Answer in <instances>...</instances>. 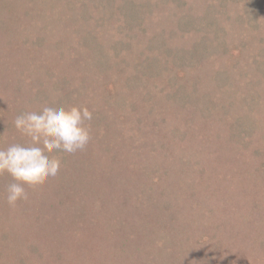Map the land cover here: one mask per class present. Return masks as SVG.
<instances>
[{
  "label": "rangeland",
  "instance_id": "rangeland-1",
  "mask_svg": "<svg viewBox=\"0 0 264 264\" xmlns=\"http://www.w3.org/2000/svg\"><path fill=\"white\" fill-rule=\"evenodd\" d=\"M146 1L149 12L133 23L117 13L123 0H0V23L14 32L0 39V147L27 144L13 121L42 107L10 93L6 84L21 77L6 75L10 62L31 68L36 89L43 77L44 89L70 83L80 90L74 104L101 114L88 122L86 149L60 153L58 175L25 186L28 199L14 208L5 199L12 179L0 176V264H264V34L252 27L264 24V0L249 25L238 23L246 0H195L213 1L221 33L212 31L193 66L166 62L162 76L139 73L137 83L139 49L173 29L170 8ZM112 11L121 21L98 27L95 13ZM36 29L50 33L46 44L26 51L31 39L20 34ZM199 39L193 31L167 40L190 49ZM122 41L126 51L115 50ZM41 59L45 75L32 71ZM169 90L189 94L186 105Z\"/></svg>",
  "mask_w": 264,
  "mask_h": 264
},
{
  "label": "trees",
  "instance_id": "trees-1",
  "mask_svg": "<svg viewBox=\"0 0 264 264\" xmlns=\"http://www.w3.org/2000/svg\"><path fill=\"white\" fill-rule=\"evenodd\" d=\"M240 1L241 0H222L223 3H235V4L237 2L240 3ZM212 2L213 1L207 3L206 1L207 7L203 5H200L199 7H197L195 0H157L156 4L159 5V3H161V4H164V6H167L166 8H170L169 15H167L168 21L167 22L164 21V23L172 25L173 29H171L169 34H166L164 31H161V32H156V37L147 38V42H145L144 45L139 49V53H138L139 55L137 58L138 60L134 64V70H136L137 73H135L134 75L136 76L137 74L140 73L141 75L146 74L150 78H152L153 76H155L156 73L158 74L160 73V75L162 76L164 74V71L166 70V65H165L166 62H170L174 66L177 65L176 67L188 68L190 66H193V64L197 61V59L201 55L200 51L203 49H206V42L211 41L210 37H211L212 31H215L216 33H221L213 22L215 14H213L212 12L215 11L216 9L214 10L215 6L213 5ZM122 5H125V6L121 7ZM122 5H120V9H117L118 11L117 13H119V16H122V18H125L127 22L131 21L133 23H134L136 16H138L140 11H141V14L143 13V16H145L151 8L150 4H148L146 0L142 2L141 4L135 1L123 0ZM241 7L244 8V10L241 11L240 13L241 15L239 16L238 23L243 22V25L245 24L249 25L248 23H251V22L247 23V20H251L252 13L255 11L258 12L261 5L258 0H246V2L242 4L240 8ZM137 8H139L138 11H137ZM197 8H201V10L199 11L197 10ZM129 9L132 12L128 11ZM202 12H205L207 15L205 14V15H202V17H199L201 16L200 13ZM95 14H97L95 18V23L98 27H101V28L105 25V23H107L109 19L110 20L116 19V21H121L120 18L116 17L113 11L109 13L108 15L105 13H95ZM89 18L90 16L85 13L83 14V16L80 17V20L84 22V19H89ZM260 22L259 23L254 22L252 27L254 29L261 28L263 31L261 32V34L263 35L264 34V24ZM124 26L125 24H122L121 26H119V29L123 28ZM129 28L131 29V27ZM26 31L23 34H20V36H23L25 39H28V37H30L31 39L29 41L30 47L27 46L26 51L27 49L31 50L33 46L40 47L41 46L40 44L44 43L46 39H48V36H49L48 34H50V33H47V30H45L44 33H41L37 29L32 30V31L31 30H26ZM193 31L200 33V39L197 40L200 42L198 44L194 43V45L190 49L184 48V46L181 43L175 45V43H173L172 41L169 43L167 40L168 37L169 39H172V40L177 39V38H184V36L187 37V35H191ZM13 36H14L13 29L8 30L5 24L3 25L0 23V39L5 38V37L10 39ZM157 40L161 42L157 43L156 46H153L154 42ZM23 43L26 44V41H23ZM23 43L19 42L18 49L22 48V45H24ZM126 44L127 43H125V41L117 43L115 46V50L117 51L125 50L126 51V48H127ZM261 44L263 45L262 49L258 48L256 53H259V52L264 53V39L261 40L260 45ZM88 45H90L91 46L90 48H92L93 51L95 52V56L100 54L101 47H98V45L95 43L88 44ZM8 46H9V43L6 40V42H4L2 50L5 51L4 49H8ZM30 53H33V51H30ZM28 55L26 54L25 59L26 61L29 62V60L31 59L27 58ZM255 59L256 57L254 56V60ZM262 61L264 62L263 59ZM44 64H45V61L41 59L39 61L40 66L36 69H32V71L34 70V72L36 73L40 72V74L45 75V73H42V67L44 66ZM28 68L30 67L28 66ZM28 68L24 70L22 63L14 67L12 65V62H10V64L7 65L5 69L6 75L9 74L12 77H14L15 75L21 76V77H18V79H16L17 81L15 82V86L14 85L12 86L11 81L8 82L6 85L10 89V93H13L12 95H14L15 93L22 92V94L25 95L23 97L27 105H30L32 101L35 102V105L39 103L40 106H43V105L60 106V105L74 104V99H78L77 98L78 95L80 96L79 94L80 90L74 88V86H70V83L67 84V86H64L63 83H61L59 86L57 84L56 86V83L58 82H52L51 84L53 86L52 88L47 84L46 89H44L45 87L44 77L41 78V80L43 81L39 83L38 88L36 89V85H34L35 81H33V78L32 77H30V79L28 78L29 77L28 72L29 70H31V68L30 69ZM258 70L264 73V65L261 64ZM22 73L23 74L25 73L24 76H22ZM135 78L138 83L139 77L136 76ZM170 85H172V83ZM27 91H33L32 92L33 96L32 95L27 96ZM167 93H170L171 95L169 99L176 100L178 102L180 99V101L183 104H185L183 102L184 100H186V103L188 102L187 98L189 97V94L187 93L186 95L184 93H181L179 98L176 97L175 93L173 94L170 90ZM23 106H24L23 109L26 110V106L25 105ZM36 111H39V110L37 109ZM23 112L24 110L21 112V114ZM150 112H153V111H150ZM152 115H154L153 117L160 119V113L159 115H157L156 112H153ZM100 116L101 114L99 112L93 111L94 119L98 118L97 121H99ZM162 119H165V118H162ZM238 125L239 126L237 127L239 131L242 132L243 131L241 128L242 126H240V124ZM8 129L9 127H7L5 130H8ZM18 143L24 144L22 142H18Z\"/></svg>",
  "mask_w": 264,
  "mask_h": 264
},
{
  "label": "clouds",
  "instance_id": "clouds-1",
  "mask_svg": "<svg viewBox=\"0 0 264 264\" xmlns=\"http://www.w3.org/2000/svg\"><path fill=\"white\" fill-rule=\"evenodd\" d=\"M93 112L80 104L43 105L39 111H26L15 117L13 127L27 144L0 147V176L12 182L6 188V202L14 208L28 199L26 187L37 188L58 175L59 154H75L86 149L92 139ZM55 153V155H54Z\"/></svg>",
  "mask_w": 264,
  "mask_h": 264
}]
</instances>
